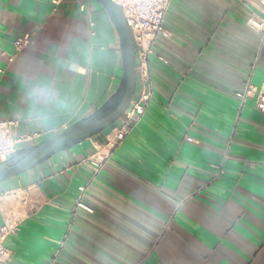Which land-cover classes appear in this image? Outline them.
<instances>
[{
    "label": "crops",
    "instance_id": "1",
    "mask_svg": "<svg viewBox=\"0 0 264 264\" xmlns=\"http://www.w3.org/2000/svg\"><path fill=\"white\" fill-rule=\"evenodd\" d=\"M250 18H264L258 0L171 1L152 98L101 166L91 157L111 127L0 181V225L17 223L11 264H264V112L237 96L264 79V30ZM122 74L97 0H0V119L40 135L19 148L93 113Z\"/></svg>",
    "mask_w": 264,
    "mask_h": 264
},
{
    "label": "built area",
    "instance_id": "2",
    "mask_svg": "<svg viewBox=\"0 0 264 264\" xmlns=\"http://www.w3.org/2000/svg\"><path fill=\"white\" fill-rule=\"evenodd\" d=\"M62 0H53L55 5ZM123 9L128 25L130 26L135 45H136V75L137 86L135 95L125 112L111 126L108 139L105 144L99 145L95 154L91 157L92 163L96 167L110 156L111 151L120 145L133 127L142 119L149 101L153 95L150 56L153 52L152 45L155 39L160 36H169L168 30L164 26L165 15L172 0H113ZM264 8V0H258ZM81 10L85 9V4H81ZM249 23L260 30H264V18H250ZM32 43V36L26 34L17 37L14 45L17 51L29 46ZM237 96L245 101L247 97H256V108L264 112V79L262 85L257 90L251 85H247L243 91L237 93ZM19 119L9 118L0 119V160L6 159L26 142H31L39 137L38 133L19 134L17 128ZM86 187L80 186L81 193ZM78 206L92 211L85 205L81 196L76 203ZM17 223L13 219H6L0 225V264H11L10 250L5 242L8 236L15 230Z\"/></svg>",
    "mask_w": 264,
    "mask_h": 264
},
{
    "label": "water",
    "instance_id": "3",
    "mask_svg": "<svg viewBox=\"0 0 264 264\" xmlns=\"http://www.w3.org/2000/svg\"><path fill=\"white\" fill-rule=\"evenodd\" d=\"M113 21L120 38L123 74L115 92L93 113L63 130L30 145L18 148L0 160V181L29 171L55 154L68 150L111 127L129 107L137 86L136 45L121 6L113 0H97Z\"/></svg>",
    "mask_w": 264,
    "mask_h": 264
},
{
    "label": "clouds",
    "instance_id": "4",
    "mask_svg": "<svg viewBox=\"0 0 264 264\" xmlns=\"http://www.w3.org/2000/svg\"><path fill=\"white\" fill-rule=\"evenodd\" d=\"M52 97H49V100L51 101ZM57 105L60 108H65L67 107L66 103L63 101H57ZM39 119H42L44 121V123H50L51 122V117L49 116H44V115H40L38 116Z\"/></svg>",
    "mask_w": 264,
    "mask_h": 264
}]
</instances>
